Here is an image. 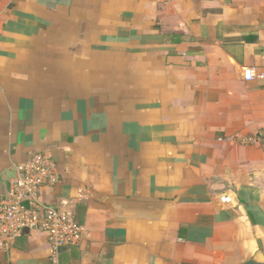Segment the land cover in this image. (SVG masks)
<instances>
[{
  "label": "crops",
  "instance_id": "0c3cea01",
  "mask_svg": "<svg viewBox=\"0 0 264 264\" xmlns=\"http://www.w3.org/2000/svg\"><path fill=\"white\" fill-rule=\"evenodd\" d=\"M261 129L264 0H0V200L7 169L51 156L40 200L83 225L58 264H264V142L236 138ZM49 254L29 230L0 264Z\"/></svg>",
  "mask_w": 264,
  "mask_h": 264
},
{
  "label": "built area",
  "instance_id": "2783aa9c",
  "mask_svg": "<svg viewBox=\"0 0 264 264\" xmlns=\"http://www.w3.org/2000/svg\"><path fill=\"white\" fill-rule=\"evenodd\" d=\"M257 77L262 75L257 76L252 68H243L245 81ZM236 138L242 145H259L264 142V129ZM14 170L15 178L7 182L6 193L0 200V252H8L27 228L45 234L50 264H58L60 253L78 247L83 238V225L71 212L40 200L42 188L53 187L60 181L58 165L47 153L36 152Z\"/></svg>",
  "mask_w": 264,
  "mask_h": 264
},
{
  "label": "water",
  "instance_id": "95a60500",
  "mask_svg": "<svg viewBox=\"0 0 264 264\" xmlns=\"http://www.w3.org/2000/svg\"><path fill=\"white\" fill-rule=\"evenodd\" d=\"M195 1V0H192ZM3 178L7 181L15 178V170L7 169L3 173ZM97 201L105 204L110 210L117 209L118 212H131V213H150L157 214L161 212L169 201L167 200H153V199H138L131 197H111L97 195ZM29 229L25 228L22 233H28Z\"/></svg>",
  "mask_w": 264,
  "mask_h": 264
}]
</instances>
